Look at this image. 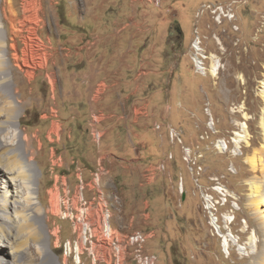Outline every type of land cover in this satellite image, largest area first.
<instances>
[{
    "label": "rangeland",
    "instance_id": "1",
    "mask_svg": "<svg viewBox=\"0 0 264 264\" xmlns=\"http://www.w3.org/2000/svg\"><path fill=\"white\" fill-rule=\"evenodd\" d=\"M226 1L85 0L84 6L83 0H13L19 19L25 14L34 19L17 36L9 13L3 16L0 49L4 46L3 55L14 73L0 66V116L13 107V124L28 134L40 176L42 218L58 264H78L65 255L63 244L79 236L76 222L84 211L92 220V230L100 227L99 202L90 185L95 168L100 172L104 165L109 168L106 157L96 153V144L102 141L104 152L127 159L114 178L108 174L98 179L106 196L100 198L103 215L110 210L121 243L135 231H151L146 248L158 256V264H264V200L262 211L256 213L250 199V178L261 181L264 191L260 150L264 144V0L236 4L239 30L227 21L216 23L209 13L198 18L202 3ZM5 3L0 0L2 14L7 11ZM25 3L31 4L27 13ZM37 14L42 18L39 26L34 23ZM197 27L206 52L219 58L216 73L200 72L194 65L192 42ZM98 56L108 66L98 77L119 71L116 76L124 82L109 88L106 100H115L118 90L126 95L139 83L134 97L137 107L147 99L156 108L155 115L146 119L145 132L140 134L142 118L135 123L132 113L123 140L115 141V128L110 125L103 140L94 142L88 82ZM142 68L152 72L134 80ZM5 74L12 77L9 82H4ZM10 92L18 97V104H10ZM137 114L141 115L139 110ZM13 124L6 123L0 133L12 130ZM170 128L178 132L175 141L170 139ZM237 132L243 134L240 140ZM78 167L85 168L84 193L79 190ZM65 185L70 193L64 191ZM208 194L213 195L212 202ZM231 216L233 221H228ZM229 232L231 240L225 245L222 235ZM140 240L127 253L121 245L124 264H141L132 260L143 251ZM29 252L33 263L39 261L35 245ZM112 254L117 253L112 249ZM82 259L91 264L87 254ZM104 259H108L107 249L100 246L97 262L107 264Z\"/></svg>",
    "mask_w": 264,
    "mask_h": 264
},
{
    "label": "bare ground",
    "instance_id": "2",
    "mask_svg": "<svg viewBox=\"0 0 264 264\" xmlns=\"http://www.w3.org/2000/svg\"><path fill=\"white\" fill-rule=\"evenodd\" d=\"M5 2V10L7 11L3 14L0 12V25L1 23H4L3 16H7V13H9L8 19L11 29L17 36H21L25 23H29V21L31 22V19L34 18H30L28 14H25L23 19H19L13 0H5ZM28 8H31V4L25 3L24 11H26V13ZM41 21L42 18H39V15L37 14L34 23L37 25ZM3 27H5V25ZM32 28L28 27V30L32 31ZM1 40L2 39H0V42L3 43L4 40ZM25 41L31 42L29 39H25ZM12 47H16V44L14 43ZM2 49H0V66L2 68L4 67L5 70H11V74H13L12 66L7 63L8 61L5 59ZM209 56L213 61L211 69L212 72H214L218 68L219 58L214 53H210ZM10 77V75L8 76V74H5L4 82H9ZM16 91L17 88L15 89V92ZM262 92L264 96V88L262 89ZM13 97L10 92V104H18V97L17 100L16 97ZM6 112L5 115L0 116V130L6 128V123L13 124L14 122V108H7ZM262 124L264 126V111ZM17 125L13 124L12 130H8L4 134L0 133V264H58L50 250L48 244V231L42 218L43 210L38 190L40 181L38 166L32 157L33 150L28 141V134L20 130ZM236 135H238V139L236 138L237 140H240V138L243 137V134L240 132H237ZM6 136L7 139L5 138ZM1 147L5 148L1 149ZM260 150L264 153V144ZM252 164L253 166L258 164L255 155L252 157ZM97 172H100V170ZM98 179H100V177H98ZM250 180V183L252 184L250 192L251 204L254 205L255 212L260 213L262 211L260 206L262 203L261 199L264 200V191H261L260 189L262 186L261 181L254 178H250ZM105 218L106 226H112L110 222V210H107ZM227 220L233 221L232 216L227 218ZM84 228V232H93L89 225H84ZM217 229L218 232L221 233L220 227ZM137 235L142 234L135 231L127 236L128 239H135L137 242L141 243V240L137 239ZM231 235V232L222 235L224 236L223 243L225 245H229V241L231 240H229V237H231ZM120 243V236L113 235L108 239L109 246L117 253L118 262H122L123 260L121 245H119ZM34 245L37 255L39 256V261L33 263L32 260H34V258L31 255L29 256L28 253H30V248ZM250 245L253 248L256 247V245L253 244V241H250ZM76 249H80L78 242L76 244ZM140 254H142V252L138 253V255ZM140 261L141 264H154L150 261L149 256H142Z\"/></svg>",
    "mask_w": 264,
    "mask_h": 264
},
{
    "label": "built area",
    "instance_id": "3",
    "mask_svg": "<svg viewBox=\"0 0 264 264\" xmlns=\"http://www.w3.org/2000/svg\"><path fill=\"white\" fill-rule=\"evenodd\" d=\"M242 3V0H229L226 2H210V3H202L198 10V18L204 16V14L209 13L213 20L218 24H224L226 21L232 24L233 30H239L240 26L237 23V13H236V4ZM156 4L160 5L159 1H156ZM196 37L192 42L193 55L192 59L196 69L200 72H212V58L206 52V49L202 45V37L200 36V32L198 27L195 29ZM215 39L219 41L217 35ZM210 60V61H209ZM206 61H209L207 63ZM209 65V66H208ZM218 70V68L216 69ZM104 114L100 111L93 110L92 112V121L90 124V131L92 137L95 140H103L105 132L101 128V123L103 122ZM157 128H160V125H156ZM170 139L175 141L178 137V132L174 128H170L169 131ZM96 143V142H95ZM101 144H96V146H100ZM189 155L191 154V149H188ZM103 157L98 158V160H102ZM59 160L62 161L59 156ZM165 168V163L162 164V168ZM78 178H79V190L81 193H84L82 190L81 184V174L83 169L78 167ZM109 174L108 169L104 165V172H97L95 168L92 172V183L90 185V189H93L95 192L94 200L99 202L98 207V219L100 220V227H93V232H84V225H92V220H90L87 216V211H84V215H80L81 217L77 218L76 224L80 227L79 236L72 240H67L64 245L65 255L68 257H73V259L78 260V264H85L83 262L84 255L87 254V257L90 259L91 264H100L101 262H97V254H99V248L102 246L107 249V257L105 260L107 264H124L125 262H118L117 254H112V248L108 247V239L116 234L113 226H106V218L103 215V206H100V198H106L103 184H98V177H104ZM222 188V187H221ZM222 190V189H220ZM64 191L70 193V186L65 185ZM210 195V194H208ZM208 198V201L213 200V195ZM84 204V198H80ZM227 199V198H226ZM108 202V200H107ZM111 207V205H110ZM88 209V207H86ZM76 229V228H75ZM153 237L151 231L142 233V235H137V239H143V251L140 255H134L132 260H140L142 256H149L150 261L154 264H158V256L153 253H149L146 248L147 242L149 239ZM74 242H81V249H74ZM135 244V239H125V243H120L119 245L124 246L125 253L127 251H132V246ZM85 251H87L85 253Z\"/></svg>",
    "mask_w": 264,
    "mask_h": 264
},
{
    "label": "crops",
    "instance_id": "4",
    "mask_svg": "<svg viewBox=\"0 0 264 264\" xmlns=\"http://www.w3.org/2000/svg\"><path fill=\"white\" fill-rule=\"evenodd\" d=\"M84 1V6L86 5L85 0ZM83 49V47H80L78 50ZM65 54V57H63V61L65 58L68 57V52L63 53ZM96 62V68H95V73L90 76V80L88 82V98L90 102V109L95 110V111H100L104 114L103 122L101 123V128L103 131L106 133L107 132V127L108 126H113L115 128V141L118 142L119 140H123V138L126 135V131L130 127V118L131 114L133 113V122L137 123L140 118H142L143 122L140 124L139 128L142 130L140 131V134L145 132L148 128V125L146 124L147 118H149L151 115H155V110L156 108H151L149 101L146 99L144 100L145 103L140 105L139 107L137 104V98L136 97L139 94L140 91V85L137 83L136 88H134L131 92L127 93L126 95H123V92L118 90V92H115L114 97L115 100H112L111 98H108L106 100L105 95L108 92L109 88L111 87H118L122 85L124 82L118 78L116 75L118 72H115L114 75H106L104 74L103 77L99 78L98 74L101 73L102 71L106 70L108 68L107 64L103 62L102 57H97ZM84 60L80 59V65H83ZM143 71L140 73H137L134 80H137L141 75L147 74L152 72L151 69L147 70L145 68H142ZM141 70V69H140ZM147 70V71H146ZM86 79L88 76H85ZM128 83V82H127ZM150 86V85H149ZM134 98V99H133ZM132 101L130 102V100ZM115 101H117V107L114 106ZM102 103L104 105H107L106 108H99L96 107L97 104ZM104 107V106H102ZM132 108V109H131ZM67 110V108H66ZM132 110V112H131ZM139 110L140 116H138L137 111ZM139 118V119H138ZM144 120H146L144 122ZM65 120L64 125L67 124L68 122ZM141 123V122H140ZM103 125L105 126L103 128ZM105 135V134H104ZM139 136V133H137ZM104 138V137H103ZM103 144V141H102ZM102 144L98 146L96 153H100L102 156L106 157V159L109 161V178H114V173H118V169L121 168L123 163L127 161V159L121 156H117L114 153L111 152H104L102 149ZM62 159V155H59ZM64 159H62L63 161ZM61 162V161H60ZM80 162V160H78ZM73 163H76L75 160H73ZM83 172L85 168H83Z\"/></svg>",
    "mask_w": 264,
    "mask_h": 264
},
{
    "label": "water",
    "instance_id": "5",
    "mask_svg": "<svg viewBox=\"0 0 264 264\" xmlns=\"http://www.w3.org/2000/svg\"><path fill=\"white\" fill-rule=\"evenodd\" d=\"M177 30L179 31V32H181V28L180 27H177ZM173 33V32H172Z\"/></svg>",
    "mask_w": 264,
    "mask_h": 264
}]
</instances>
